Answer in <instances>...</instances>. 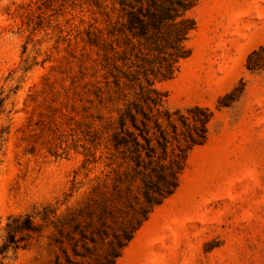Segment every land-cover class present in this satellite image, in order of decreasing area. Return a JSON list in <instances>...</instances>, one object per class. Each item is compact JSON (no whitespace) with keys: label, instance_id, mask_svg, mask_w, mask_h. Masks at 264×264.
Returning a JSON list of instances; mask_svg holds the SVG:
<instances>
[{"label":"rangeland","instance_id":"374dc122","mask_svg":"<svg viewBox=\"0 0 264 264\" xmlns=\"http://www.w3.org/2000/svg\"><path fill=\"white\" fill-rule=\"evenodd\" d=\"M118 15L113 0H0V241L9 217L36 225L0 264H73L63 251L80 264L102 258L110 237L80 257L73 224L96 223L103 203L128 216L111 136L146 77L170 112L198 105L211 117L178 187L115 264L129 244L131 264H264V69L246 67L264 45V0H196L189 54L166 78L152 56L120 58Z\"/></svg>","mask_w":264,"mask_h":264},{"label":"trees","instance_id":"16d2710c","mask_svg":"<svg viewBox=\"0 0 264 264\" xmlns=\"http://www.w3.org/2000/svg\"><path fill=\"white\" fill-rule=\"evenodd\" d=\"M113 1L119 15L110 31L111 42L121 48L120 58L152 56L150 62L156 64L155 73L164 78L171 76L179 60L189 54L186 42L195 29V20L189 11L196 0ZM246 67L249 70L264 69V45L247 56ZM210 117L211 112L198 105L189 109L187 115L170 112L164 107L163 94L153 80L146 77L145 84L138 83L136 97L129 98L119 112L111 136L114 149L126 163L114 172L112 182L117 190L124 187L128 216L115 213L103 203L96 223L89 222L84 226L74 223L73 229L79 233L84 249L78 251L77 239L72 237L76 255L85 257L92 249L88 242L95 246L99 239L110 237L102 258L94 264H115L121 249L152 209L178 187L187 154L193 146L204 141ZM160 118L164 119L165 125ZM134 185L136 194L133 193ZM47 212L45 209L43 215ZM107 216L115 225L107 222ZM35 227L30 214L9 217L6 235L0 241V255L5 257L9 250L18 246L17 234ZM63 253L69 263L80 264L69 260L65 251ZM55 264H62L57 257Z\"/></svg>","mask_w":264,"mask_h":264},{"label":"crops","instance_id":"0c3cea01","mask_svg":"<svg viewBox=\"0 0 264 264\" xmlns=\"http://www.w3.org/2000/svg\"><path fill=\"white\" fill-rule=\"evenodd\" d=\"M132 247L131 244H129L127 247H125L124 251H123V261L122 264H131L132 260H131V255H132Z\"/></svg>","mask_w":264,"mask_h":264}]
</instances>
